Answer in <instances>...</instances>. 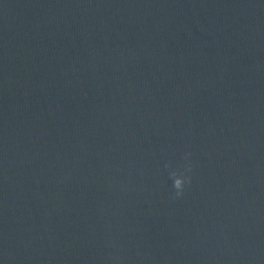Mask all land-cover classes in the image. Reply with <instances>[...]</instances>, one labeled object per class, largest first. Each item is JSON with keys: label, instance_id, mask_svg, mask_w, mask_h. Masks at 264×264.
Segmentation results:
<instances>
[{"label": "clouds", "instance_id": "clouds-1", "mask_svg": "<svg viewBox=\"0 0 264 264\" xmlns=\"http://www.w3.org/2000/svg\"><path fill=\"white\" fill-rule=\"evenodd\" d=\"M192 153H186L185 159L187 161L185 168L183 171L174 170L170 172V177L173 180V189H174V195L173 199H181L183 198L186 189L191 185L192 183V175L193 172V165L191 160L188 158L191 157Z\"/></svg>", "mask_w": 264, "mask_h": 264}]
</instances>
